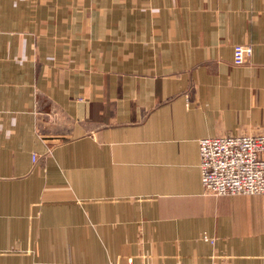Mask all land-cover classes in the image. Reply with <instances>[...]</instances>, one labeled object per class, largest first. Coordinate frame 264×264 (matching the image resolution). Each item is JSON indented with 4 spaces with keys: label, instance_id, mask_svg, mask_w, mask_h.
Masks as SVG:
<instances>
[{
    "label": "crops",
    "instance_id": "obj_1",
    "mask_svg": "<svg viewBox=\"0 0 264 264\" xmlns=\"http://www.w3.org/2000/svg\"><path fill=\"white\" fill-rule=\"evenodd\" d=\"M244 134L264 0H0V264H264V196L200 181Z\"/></svg>",
    "mask_w": 264,
    "mask_h": 264
},
{
    "label": "built area",
    "instance_id": "obj_2",
    "mask_svg": "<svg viewBox=\"0 0 264 264\" xmlns=\"http://www.w3.org/2000/svg\"><path fill=\"white\" fill-rule=\"evenodd\" d=\"M252 49L235 45L232 63L246 64ZM200 181L212 197L264 196V136L244 134L198 141Z\"/></svg>",
    "mask_w": 264,
    "mask_h": 264
}]
</instances>
